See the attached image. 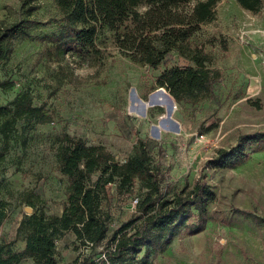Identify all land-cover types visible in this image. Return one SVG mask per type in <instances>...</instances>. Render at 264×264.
Instances as JSON below:
<instances>
[{
    "label": "rangeland",
    "instance_id": "374dc122",
    "mask_svg": "<svg viewBox=\"0 0 264 264\" xmlns=\"http://www.w3.org/2000/svg\"><path fill=\"white\" fill-rule=\"evenodd\" d=\"M23 1L0 0V23L19 20L29 5H37L28 34L16 37L9 56L0 62V77L13 80L9 89L0 88V104L28 91L53 120L18 121L25 142L19 135L7 147L0 134V196L10 202L3 220L8 230L26 212L20 197L27 189L39 196L36 206L60 212L66 179L55 148L63 131L103 143L119 160L140 137L160 167L163 187L191 185L201 177L216 195L208 205L205 228L175 235L164 250L150 256L149 264H264V221L237 210L264 216V140L245 143L244 156L214 162L217 150L229 149L240 134L264 132V0L257 12L237 0H218L214 18L202 23L197 40L206 42L221 78L215 96L196 104L172 102L158 90L163 64L153 68L134 62L112 47L99 62L72 55L60 62L46 58L43 49L63 27L61 14L53 0ZM164 63L187 61L169 52ZM136 196L118 193L114 183L107 185L105 203L115 225L132 215L130 202ZM113 229L108 228V235ZM56 243L66 258L61 264L80 262L81 250L70 231L59 234ZM104 249V242L91 249L98 264H105Z\"/></svg>",
    "mask_w": 264,
    "mask_h": 264
},
{
    "label": "trees",
    "instance_id": "16d2710c",
    "mask_svg": "<svg viewBox=\"0 0 264 264\" xmlns=\"http://www.w3.org/2000/svg\"><path fill=\"white\" fill-rule=\"evenodd\" d=\"M217 1L53 0L64 24L51 37L43 54L59 62L66 55L99 62L112 47L134 62L153 68L163 64L156 78L158 86L164 87L178 104H196L215 96V84L221 78V71L212 66V53L206 42L197 40L202 23L214 18ZM237 2L254 12L263 6V0ZM36 7L29 5L19 20L0 23V62L12 51L13 40L28 34L33 23L30 15ZM169 52L182 56L187 63L165 64ZM12 85V79L0 77V88L5 90ZM52 118L44 103H34L28 91L19 92L0 104L4 146L11 138L22 136L17 130L18 121L49 123ZM263 140L264 132L240 134L229 149L217 150L214 162L244 156L245 143ZM55 157L66 179L60 214L36 206L39 196L31 190L23 192L20 201L32 211L24 212L11 240L0 242V264H24L28 258L32 260L30 264H59L56 237L66 231H72L81 250L78 264H98L91 249L101 242L105 264H149L150 256L164 250L175 235L202 231L208 219V205L216 198L214 189L201 177L191 185L163 187L160 167L140 137L131 152L119 160L103 143H88L80 135L63 131L57 139ZM109 183L115 184L118 193L136 192L137 202L132 215L108 235L105 220L112 215L105 200ZM9 203L0 196V224ZM237 210L256 222L264 221V216L252 210ZM18 239L24 241L21 249L15 247ZM84 247H88L87 253Z\"/></svg>",
    "mask_w": 264,
    "mask_h": 264
},
{
    "label": "crops",
    "instance_id": "0c3cea01",
    "mask_svg": "<svg viewBox=\"0 0 264 264\" xmlns=\"http://www.w3.org/2000/svg\"><path fill=\"white\" fill-rule=\"evenodd\" d=\"M60 212H61V210H60ZM60 212L58 214H60ZM110 213H111V211H110ZM3 222L0 224V242L11 240L15 236V231H16V227H17L16 226L13 231H11L10 229L8 230V228H7L8 222H4V223ZM70 233L72 234L73 239H74V234L72 233V231H70ZM23 245H24V241L21 239H18L17 242L15 243V247L19 248V249H21L23 247ZM59 255L60 254H59L58 246L56 243V257L58 259V263L61 264L64 262V260L66 258H63L62 252H61V255L60 256ZM31 262H32V260L30 258L23 261L24 264H30Z\"/></svg>",
    "mask_w": 264,
    "mask_h": 264
},
{
    "label": "built area",
    "instance_id": "2783aa9c",
    "mask_svg": "<svg viewBox=\"0 0 264 264\" xmlns=\"http://www.w3.org/2000/svg\"><path fill=\"white\" fill-rule=\"evenodd\" d=\"M136 202H137V198L136 197L134 199H132L131 202H130V204L133 207L132 209H134V211H135V208H136ZM105 225H106L107 228H109L110 226H113L114 228H117L119 224L115 225L113 223V220L111 218H109V219L105 220ZM87 250H88V247H84L83 248V251H87ZM102 255L104 256V254H102Z\"/></svg>",
    "mask_w": 264,
    "mask_h": 264
},
{
    "label": "water",
    "instance_id": "95a60500",
    "mask_svg": "<svg viewBox=\"0 0 264 264\" xmlns=\"http://www.w3.org/2000/svg\"><path fill=\"white\" fill-rule=\"evenodd\" d=\"M158 90L166 93L171 98L172 102H174V98L168 92H166V90L162 86ZM25 210H26L27 213H29V212L32 211V208L30 206L26 205L25 206Z\"/></svg>",
    "mask_w": 264,
    "mask_h": 264
}]
</instances>
